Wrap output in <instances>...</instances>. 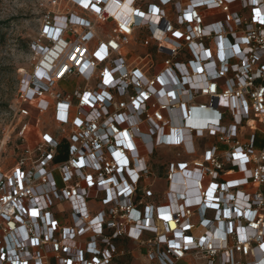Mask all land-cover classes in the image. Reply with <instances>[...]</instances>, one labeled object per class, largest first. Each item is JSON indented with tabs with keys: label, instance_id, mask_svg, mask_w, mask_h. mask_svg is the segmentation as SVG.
<instances>
[{
	"label": "built area",
	"instance_id": "1",
	"mask_svg": "<svg viewBox=\"0 0 264 264\" xmlns=\"http://www.w3.org/2000/svg\"><path fill=\"white\" fill-rule=\"evenodd\" d=\"M38 12L15 113L66 132L0 141V264H264V0Z\"/></svg>",
	"mask_w": 264,
	"mask_h": 264
},
{
	"label": "rangeland",
	"instance_id": "2",
	"mask_svg": "<svg viewBox=\"0 0 264 264\" xmlns=\"http://www.w3.org/2000/svg\"><path fill=\"white\" fill-rule=\"evenodd\" d=\"M38 2L0 0V141L6 139L7 148L20 140L34 147L45 134L60 140L66 132L52 112L38 115L32 108L29 115L15 113L19 106L18 89L34 63L31 44L40 29ZM78 84L75 80L66 84V89L72 91ZM6 163L8 160L0 156V167Z\"/></svg>",
	"mask_w": 264,
	"mask_h": 264
},
{
	"label": "trees",
	"instance_id": "3",
	"mask_svg": "<svg viewBox=\"0 0 264 264\" xmlns=\"http://www.w3.org/2000/svg\"><path fill=\"white\" fill-rule=\"evenodd\" d=\"M58 154L54 158V162H59L65 159L66 156V147L64 146V142L62 141L57 148Z\"/></svg>",
	"mask_w": 264,
	"mask_h": 264
},
{
	"label": "crops",
	"instance_id": "4",
	"mask_svg": "<svg viewBox=\"0 0 264 264\" xmlns=\"http://www.w3.org/2000/svg\"><path fill=\"white\" fill-rule=\"evenodd\" d=\"M130 243L128 244V247H130ZM132 248V247H130ZM134 256V257H133ZM133 256H131L130 258L128 257L126 260L127 264H139V262L141 261L142 257L140 256L139 253H135Z\"/></svg>",
	"mask_w": 264,
	"mask_h": 264
},
{
	"label": "snow or ice",
	"instance_id": "5",
	"mask_svg": "<svg viewBox=\"0 0 264 264\" xmlns=\"http://www.w3.org/2000/svg\"><path fill=\"white\" fill-rule=\"evenodd\" d=\"M255 2H256V0H253V3H255ZM85 7H88V5L85 4ZM96 10L99 11V9H96ZM141 15H142V13H141ZM259 15H260V13L257 12V16H259ZM261 22H264V18H262ZM176 35H180V34H179V33H176ZM137 75H139V73H137ZM106 82H107V81H106ZM86 99H87V97H86ZM126 135H127V134H125V136H126ZM46 139H47V137H46ZM127 146H128V147H132V144L129 142ZM117 156H119V153H117ZM209 197H211V191H209ZM33 215H36V212H35V211H33ZM164 218H165V219H168L169 217L165 216ZM176 247H178V245H176Z\"/></svg>",
	"mask_w": 264,
	"mask_h": 264
}]
</instances>
